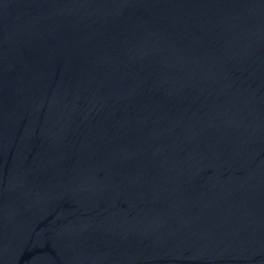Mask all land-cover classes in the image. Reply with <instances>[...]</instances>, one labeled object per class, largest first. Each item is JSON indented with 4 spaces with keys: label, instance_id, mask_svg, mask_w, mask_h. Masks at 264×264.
<instances>
[{
    "label": "water",
    "instance_id": "95a60500",
    "mask_svg": "<svg viewBox=\"0 0 264 264\" xmlns=\"http://www.w3.org/2000/svg\"><path fill=\"white\" fill-rule=\"evenodd\" d=\"M0 264H264V0H0Z\"/></svg>",
    "mask_w": 264,
    "mask_h": 264
}]
</instances>
